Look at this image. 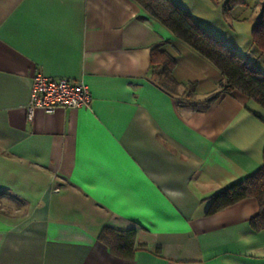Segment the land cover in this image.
I'll return each instance as SVG.
<instances>
[{
    "label": "crops",
    "instance_id": "0c3cea01",
    "mask_svg": "<svg viewBox=\"0 0 264 264\" xmlns=\"http://www.w3.org/2000/svg\"><path fill=\"white\" fill-rule=\"evenodd\" d=\"M175 1L262 57L256 0L226 15L222 0ZM155 45L199 99L217 89L220 70L136 0H0V264H264L254 197L207 213L213 194L264 163V107L237 90L178 107L149 74ZM38 69L84 82L90 107L28 119ZM104 226L135 229L132 258L98 239Z\"/></svg>",
    "mask_w": 264,
    "mask_h": 264
},
{
    "label": "trees",
    "instance_id": "16d2710c",
    "mask_svg": "<svg viewBox=\"0 0 264 264\" xmlns=\"http://www.w3.org/2000/svg\"><path fill=\"white\" fill-rule=\"evenodd\" d=\"M153 17L167 26L202 56L213 63L221 72L217 89L202 99L196 94V82H179L172 74L176 58L160 45L151 48L149 74L162 88L179 93L177 106H190L204 110L221 95L237 90L264 107V73L250 61L223 41L210 34L202 25L190 17L187 11L175 0H136ZM219 2V0H215ZM226 15L237 4L245 0H222ZM259 16L251 29L252 43L264 54V0H256ZM182 89V90H181ZM200 104V106H198ZM257 200L258 210L249 220L252 230L264 229V163L252 174L218 190L210 197L207 213H213L246 198ZM134 228L119 229L104 226L98 239L107 245L109 251L123 258H132L136 249Z\"/></svg>",
    "mask_w": 264,
    "mask_h": 264
},
{
    "label": "built area",
    "instance_id": "2783aa9c",
    "mask_svg": "<svg viewBox=\"0 0 264 264\" xmlns=\"http://www.w3.org/2000/svg\"><path fill=\"white\" fill-rule=\"evenodd\" d=\"M92 95L81 80L47 76L36 70L32 76L26 116L31 119L36 110L52 113L58 108H89Z\"/></svg>",
    "mask_w": 264,
    "mask_h": 264
},
{
    "label": "rangeland",
    "instance_id": "374dc122",
    "mask_svg": "<svg viewBox=\"0 0 264 264\" xmlns=\"http://www.w3.org/2000/svg\"><path fill=\"white\" fill-rule=\"evenodd\" d=\"M252 1V0H251ZM261 54V53H260ZM249 59H253V58H249ZM252 62V61H251ZM254 64L262 71V73H264V54H262V57L258 60V61H256V62H254ZM0 207H4V205L1 203L0 204Z\"/></svg>",
    "mask_w": 264,
    "mask_h": 264
}]
</instances>
